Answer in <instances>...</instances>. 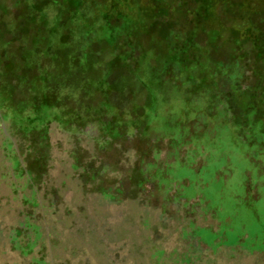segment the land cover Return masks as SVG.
Segmentation results:
<instances>
[{
    "label": "rangeland",
    "instance_id": "374dc122",
    "mask_svg": "<svg viewBox=\"0 0 264 264\" xmlns=\"http://www.w3.org/2000/svg\"><path fill=\"white\" fill-rule=\"evenodd\" d=\"M0 264H264V0H0Z\"/></svg>",
    "mask_w": 264,
    "mask_h": 264
},
{
    "label": "trees",
    "instance_id": "16d2710c",
    "mask_svg": "<svg viewBox=\"0 0 264 264\" xmlns=\"http://www.w3.org/2000/svg\"><path fill=\"white\" fill-rule=\"evenodd\" d=\"M183 130H184V129H183ZM183 130H180V131L178 132V135H180V134H181V132H182ZM188 133H189L188 131H187V133H186V134L184 133V135H183V138H184V137H186ZM192 136H193V135H192ZM204 137H206V136H205V135H203V136L201 137L200 141H201V140H203V138H204ZM193 138H194V137H193ZM193 138H191V139L193 140ZM197 140H198V139H197ZM169 142H172V141H171V140H169Z\"/></svg>",
    "mask_w": 264,
    "mask_h": 264
}]
</instances>
